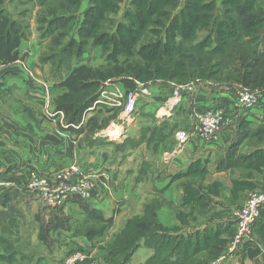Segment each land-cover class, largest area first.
I'll return each instance as SVG.
<instances>
[{
    "label": "crops",
    "instance_id": "obj_1",
    "mask_svg": "<svg viewBox=\"0 0 264 264\" xmlns=\"http://www.w3.org/2000/svg\"><path fill=\"white\" fill-rule=\"evenodd\" d=\"M29 27L30 39L19 45L17 56L0 62V176L14 182L0 191V264H17L16 259L21 264L61 263L63 252L67 254L71 247L66 248L69 241L76 243L75 249H85L87 233L83 226L94 224L86 221L89 210L100 211L104 218L111 219V224H119L121 217L123 221L140 214L146 203H154L159 222L176 229V233H230L233 211L243 203L247 190L234 188V181H248L264 190L263 159L255 167L240 158L263 148L264 142L253 134L232 146L237 134L245 135V130L255 129L264 121V90L258 105L237 111L231 107L236 85L202 82L193 91H182L177 102L169 103L174 85L167 81L135 80L131 88L121 81H99V96L104 90L126 92L139 83L147 87L149 94L138 95L131 112L123 106L94 104L98 96L82 112L77 128L66 127L60 115L48 117L43 109L39 90L45 80H38L33 66L37 67L39 55L35 52L40 45L35 44L34 19ZM20 63L32 74L24 73ZM59 82H51L52 112L56 110L54 99L65 91ZM212 107H224L231 122L215 138L205 141L192 132L194 115ZM178 131L186 132L188 138L180 142ZM227 155L233 160L221 167L218 163L223 164ZM71 163L92 177L90 195L82 198L87 207L82 209L78 200L69 197L50 213V208L25 187L28 170L50 176ZM131 210L135 211L128 214ZM55 212L68 218L67 228L49 233V241L52 233L62 237L57 247L60 253L39 238L41 223L56 217ZM71 221L76 227L72 228ZM257 231L261 237L254 232L252 247L243 243L220 258L218 264H264V214ZM37 246L42 247L40 251ZM6 247L12 252L7 253ZM152 253V248L141 245L131 257L136 258L132 264L145 262Z\"/></svg>",
    "mask_w": 264,
    "mask_h": 264
},
{
    "label": "trees",
    "instance_id": "obj_2",
    "mask_svg": "<svg viewBox=\"0 0 264 264\" xmlns=\"http://www.w3.org/2000/svg\"><path fill=\"white\" fill-rule=\"evenodd\" d=\"M36 1L41 6L36 13L39 38L51 37L50 47L39 59L50 61L54 78L60 79L58 85L64 87L53 105L64 112L67 124L80 120L82 112L99 96V81L107 78L124 80L131 76L143 82L161 79L176 83L199 78L212 84L264 88V10L260 0H130L110 31L103 28L109 15L117 11L119 0H88L82 11V0ZM30 32L28 23L16 19L6 8L0 9L1 63L17 56L19 45ZM61 38H65V43H61ZM96 47L104 62L92 66L83 60L90 48ZM244 132L245 135H236L232 146L253 134L264 142V121ZM226 157L223 164L218 163L221 167L229 166L233 160ZM240 158L257 167L261 159L264 162V147ZM238 187L247 189L253 185L234 181V188ZM71 198L85 210L87 205L82 198ZM260 213L253 224L255 232L261 227L264 208ZM55 215L40 225L39 238L47 247L49 233L67 228L68 218L56 212ZM91 220L94 224L84 225V234L102 235L110 223V218H104L97 210H89L86 221ZM150 224L144 220L136 224L135 219L128 221L107 244L109 255L104 258L111 264H130L133 252L143 245L152 248L153 253L141 264H207L204 256L195 252L209 248L211 257H216L226 243L219 238L210 243L219 230L185 235ZM244 244L252 247V240Z\"/></svg>",
    "mask_w": 264,
    "mask_h": 264
},
{
    "label": "built area",
    "instance_id": "obj_3",
    "mask_svg": "<svg viewBox=\"0 0 264 264\" xmlns=\"http://www.w3.org/2000/svg\"><path fill=\"white\" fill-rule=\"evenodd\" d=\"M196 86V81L192 80L186 83L174 84L171 97H169V103H175L181 97L182 91H193ZM261 91L249 88H243L237 86L236 98L232 103V109L237 111L244 109H251L259 104L261 99ZM148 95V89L143 83H139L134 89L126 92H120L118 89L114 92L102 91L100 92L99 99L94 104L104 103L113 106H123L128 111H132V108L136 102L138 95ZM49 94L46 97V105L44 106L45 112L49 110L50 102L48 103ZM101 97V98H100ZM51 107V106H50ZM50 116L55 114L60 115L61 122L63 120L64 113L62 110H57L49 113ZM194 126L192 132L199 138L205 141H209L215 138L220 129L229 124L231 119L228 117L224 107H212L204 110L203 112L195 113ZM67 124V123H66ZM78 127L75 124H67ZM177 139L182 142L188 138L186 132H176ZM88 174L81 171L77 165L72 164L64 168L61 171L55 172L51 177L46 179V176L38 174L36 171H32L28 176V182L26 188L29 192L37 196L38 199L46 207L60 206L64 201L71 196H79L81 198H87L90 195V191L94 186L93 180ZM97 178V176H93ZM53 181H56L53 184ZM14 182L6 181L0 178V191L2 189L12 186ZM264 206V190L256 189L248 193L244 198L243 204L236 211L234 221H236L235 235L232 240V247L229 253L234 252L236 247L244 242L252 239V226L254 222L260 217V210ZM84 256L80 253L71 254L64 258L61 264H82ZM213 264H218L217 262Z\"/></svg>",
    "mask_w": 264,
    "mask_h": 264
},
{
    "label": "rangeland",
    "instance_id": "obj_4",
    "mask_svg": "<svg viewBox=\"0 0 264 264\" xmlns=\"http://www.w3.org/2000/svg\"><path fill=\"white\" fill-rule=\"evenodd\" d=\"M130 0H119L118 1V9H117V11H115L114 13H111L110 15H109V17H108V19H109V21H107L106 22V28H103L104 30H108V31H110L112 28H114V26H115V22H116V18H120V17H122V15H121V13H122V11H123V9L127 6V4H128V2H129ZM220 0H217V2H219ZM87 2H88V0H82V2H81V5H80V11H82L85 7H86V5H87ZM260 4L262 5V7L264 6V0H260ZM2 7L3 8H6V10L9 12V13H11L13 16H15V18L16 19H18V18H20V19H22V20H24L26 23H28L29 24V26H30V23H31V21H32V19H34V27H35V33H36V35H35V44H38V43H40V45H39V47L36 49V55L38 56V55H41V54H43V53H45L46 52V49H47V47H50V45H51V37L50 38H47V39H44V40H42V39H40L39 38V32L36 30V25H37V22H36V13L38 12V9H40V7L41 6H39V4L37 3V1L36 0H7V2H6V0H0V9H2ZM25 9H26V12H25ZM24 10V12H22ZM121 19V18H120ZM54 34H55V32H54ZM75 36H76V34H74ZM30 36L31 35H29L28 37H29V39H30ZM201 37V34H199L198 35V38H200ZM63 38V37H62ZM62 38H61V43H65V38L63 39V41H62ZM28 39V38H27ZM26 39V40H27ZM26 40L25 41H23V42H26ZM42 41V42H41ZM60 43V44H61ZM34 46V45H33ZM95 51H96V53H95ZM99 51H100V48L99 47H97V49H93V48H90V50H89V52H88V55L86 56V58L83 60V61H85V62H88V63H92V64H96V65H98V64H100V63H103L104 62V60H103V57L102 56H100V53H99ZM40 53V54H39ZM39 57V56H38ZM38 57H36V64H37V67H36V65H33L34 66V68H36L37 69V71L36 72H34V74H35V76H37V78H38V80H40V79H43V80H45V82L44 83H42V84H40V90H39V92H40V94H42L41 95V97L44 99V102H41L42 104H43V107L46 105V97H47V95L49 94V96L50 97H48V99H49V101H48V103L50 102V99H51V95H52V93H51V90H52V88H54V85L53 84H51V82L52 81H55L56 80V78L54 79L53 77H54V72H55V70H54V67L50 64V61L49 62H46V61H44V60H40V59H38ZM95 57H97V59L98 60H95L94 58ZM44 64H46V65H44ZM20 65L22 66V68H23V70L25 71L24 73H26V74H32V71H27V69L23 66V64L22 63H20ZM43 65H44V68H42L43 67ZM92 66H95V65H92ZM42 68V69H41ZM113 79L112 78H107L106 80H103V82L104 83H108V84H111V82L112 83H116V82H118V81H121L122 82V84L123 83H126V85L129 87V88H131V87H133L135 84V80L136 81H138V82H143L142 80H139V79H136V78H133V77H129V78H124V80L123 79H121V78H117V79H114V81H112ZM151 80H153V81H156V80H161V79H151ZM150 80V81H151ZM164 80V79H163ZM192 80H195L196 81V85L197 84H200V83H202L203 81L201 80V79H199V78H196V79H192ZM192 80H188V81H186V82H189V81H192ZM149 81V80H148ZM165 81H167V82H170V83H172L173 85L174 84H181V83H186V82H181V83H176V82H173V81H170V80H165ZM211 81H213V80H211ZM49 83V84H48ZM117 84V83H116ZM60 85V84H59ZM58 85V86H59ZM61 88H64V87H61ZM125 88V87H124ZM258 91H260L261 89H257ZM262 90H264V89H262ZM262 95V94H261ZM49 108V110L51 109L50 108V106L48 107ZM44 110H45V108H43ZM43 111V110H42ZM54 111H57V110H54ZM50 112H52V111H48V112H45V114L48 116V117H50ZM56 115V114H55ZM260 141V140H259ZM75 165H77L76 163H74ZM69 165H72V163L71 164H69ZM78 166V165H77ZM66 167H68V165L67 166H65L64 168H66ZM63 168V169H64ZM78 168L80 169V167L78 166ZM63 169H61V170H63ZM61 170H59V171H61ZM32 171H36V170H34V169H29L28 170V174H27V179H26V183L28 182V176H29V174L32 172ZM37 172V171H36ZM38 173V172H37ZM38 174H40V173H38ZM54 174V173H53ZM52 174V175H53ZM41 175V174H40ZM52 175H50V177L52 176ZM42 176H44V175H42ZM47 178L46 179H48L49 178V176H46ZM0 178H2V179H4V180H6V181H10V182H13V180H11L9 177H3V176H0ZM91 179H92V177H90ZM50 179V178H49ZM56 181H53V184L55 183ZM25 183V187H26V184ZM9 188V187H8ZM6 189V188H5ZM256 189H259V188H254V187H251V188H247V190H246V196L248 195V193H250L251 191H253V190H256ZM91 192V191H90ZM245 196V197H246ZM38 199V198H37ZM39 201H40V199H38ZM244 201V200H243ZM243 204V203H242ZM241 204V205H242ZM62 205L63 204H61L60 206H55V207H49L50 209H48V210H50V213H51V210L52 209H55V208H59V207H62ZM240 205V206H241ZM240 206L237 208V209H235L234 211H233V217H235V214H236V211L240 208ZM156 204H149V203H146L145 205H144V209H143V211L140 213V214H137V215H132V216H128V217H126L125 219L123 218L122 220L123 221H121V218L118 220V221H120L119 222V224H111V219H110V223L109 224H107V226H106V230L103 232V234L102 235H92V234H90V233H87V236H86V243H84L85 244V249L81 246L80 248H78V249H75V247L77 246L76 245V243L74 242H71V241H69V242H67L66 244V248H68V246H71L70 248H69V250L67 251V254L65 253V252H63V257H62V261L64 260V258L65 257H67V256H69V255H71V254H76V253H80V254H82L83 256H84V258H83V262H82V264H85V262H87V260H89V263L88 264H93L94 262H96V263H98V264H111V261L110 260H106L105 258H107V255H109V252H108V250L110 249V247H108V243L109 242H111L114 238H115V236H116V234H117V232L119 233V231L121 230V229H123L124 228V226L127 224V222L128 221H130V220H134L135 219V224L138 222V221H140V220H144V222H146V224L147 223H151L150 225H154V223H157L158 225H160L165 231H168V232H171V233H176L177 231H176V229H169V228H167L166 226H164V225H162L160 222H159V220H158V216H157V214H156ZM52 208V209H51ZM136 210V209H135ZM135 210H131V211H128V214H131L132 213V211H135ZM120 211V210H119ZM23 212H26V210H23ZM76 213H74V215H75ZM127 214V215H128ZM50 217V216H49ZM260 217H261V213H260ZM120 223H121V225H120ZM71 224H73L72 225V228L75 226L76 227V224L74 223V221L72 222L71 221ZM111 229V230H110ZM134 229V227L131 229V230H133ZM235 229H236V221H234V226L232 227V229H231V232L230 233H224V232H220V233H218L217 234V236L213 239V240H210V243H214V242H216L217 241V239L219 238V239H223L226 243H225V246H224V248H223V250H222V252L221 253H219L216 257H211V251L212 250H210L209 248H207V249H204V248H202V249H198L196 252H195V254L197 255V256H204L202 259H204L203 261H207V264H213V263H215V262H217V263H219V260H220V258H222L224 255H226V253H229V250L231 249V247H232V240H233V237H234V235H235ZM254 230H253V226H252V235L251 236H253V234H254ZM258 233V232H257ZM258 236H260L261 237V234L260 233H258ZM52 237L53 238H51L50 237V246H51V248H53V249H55V252H59L58 250H57V247L58 246H60L61 245V243H62V241H59V238L62 240V237L60 236H57V235H55L54 233H52ZM72 243V244H71ZM69 244H71V245H69ZM23 245H24V247H26L27 245H28V242H24L23 243ZM76 245V246H75ZM107 245V246H106ZM242 245V244H241ZM240 245V246H241ZM75 246V247H74ZM106 246V247H105ZM239 245L235 248V249H238L239 247H240ZM104 247H105V251H104ZM140 246H138L137 248H136V250L133 252V254L138 250V248H139ZM42 247H38L37 246V249H38V251H40V249H41ZM50 248V249H51ZM101 248H103V250H101ZM4 249H6L7 250V253H10V252H12V251H10V250H12V248L11 247H6V248H4ZM73 249H75V250H73ZM220 249V248H219ZM217 251V250H216ZM3 252V251H2ZM60 253V252H59ZM133 254H132V256H133ZM131 256V257H132ZM105 257V258H104ZM130 257V263L132 264V262H134L135 260H136V258H131ZM119 258V257H118ZM2 259H0V261H1ZM18 260H20V259H16V262H17V264H19L18 263ZM61 261V262H62ZM21 260H20V264H21ZM57 264H61V263H57Z\"/></svg>",
    "mask_w": 264,
    "mask_h": 264
},
{
    "label": "bare ground",
    "instance_id": "obj_5",
    "mask_svg": "<svg viewBox=\"0 0 264 264\" xmlns=\"http://www.w3.org/2000/svg\"><path fill=\"white\" fill-rule=\"evenodd\" d=\"M111 132V131H110Z\"/></svg>",
    "mask_w": 264,
    "mask_h": 264
}]
</instances>
